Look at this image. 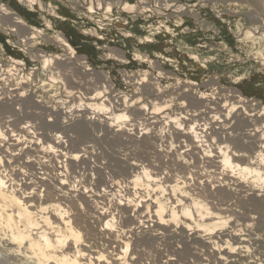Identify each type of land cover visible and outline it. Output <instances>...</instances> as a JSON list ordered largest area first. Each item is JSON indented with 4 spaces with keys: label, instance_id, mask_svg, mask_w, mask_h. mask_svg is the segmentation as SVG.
<instances>
[{
    "label": "rangeland",
    "instance_id": "rangeland-1",
    "mask_svg": "<svg viewBox=\"0 0 264 264\" xmlns=\"http://www.w3.org/2000/svg\"><path fill=\"white\" fill-rule=\"evenodd\" d=\"M0 7V95L9 99L7 90L16 87L32 102L25 110L0 107L3 133L1 123L7 117L37 128L52 124V112L60 113L56 127L44 134L56 132L54 139L72 151L78 145L72 130L85 126L91 153L78 172L90 190L103 195L102 200L90 199L89 211L103 207L114 216L112 230L117 231L124 220L120 203L129 191L131 197L154 202L160 221L169 226L157 239L134 230L128 253L138 241L139 264L161 263L182 244L202 264H264V202L255 198L264 195L263 2L0 0ZM14 19L20 23L14 25ZM177 131L192 133L189 137L199 148L195 156L200 160H187L190 171L178 165L186 149L179 151V146L188 142L178 141ZM148 133L156 134L155 144L145 139ZM217 147L232 165L249 170L239 173L219 160L214 177L205 157L213 156ZM235 155L243 157L235 163ZM52 158L39 159L50 176L61 166ZM131 163L138 167L131 169ZM98 173L112 190L98 186ZM194 173L206 181L200 183ZM222 173L242 182L252 195L245 197L231 184L218 191L224 185ZM7 199L21 212L32 208ZM256 199L262 202L258 208ZM63 203L59 206L81 234L80 249L96 224L83 220L89 211L82 202L77 210ZM143 212L153 220L151 210ZM134 215L130 210L129 216ZM0 235V264H34L22 255L25 244L11 245L6 226Z\"/></svg>",
    "mask_w": 264,
    "mask_h": 264
},
{
    "label": "bare ground",
    "instance_id": "bare-ground-1",
    "mask_svg": "<svg viewBox=\"0 0 264 264\" xmlns=\"http://www.w3.org/2000/svg\"><path fill=\"white\" fill-rule=\"evenodd\" d=\"M260 1L263 2L264 5V0ZM0 11L2 12L4 10H2L0 7ZM2 14L4 16L9 15V13L6 12ZM19 23L20 22L18 20L14 19V25ZM24 91L25 90H21L20 92V89L11 87L7 90L10 96L9 99L4 93L1 94L0 107L3 108V110H0L6 111L7 109L4 107H6L7 104L19 106L22 110L28 109L27 106L29 104L32 106V102L29 98L24 99L22 95ZM87 100L89 101L91 99L88 98ZM201 104L203 105V102H201ZM207 110L210 111L211 109L207 108ZM139 112H141L140 114L143 115L142 111L139 110ZM49 116L53 118V120L51 119L48 121L52 124H43L37 128L33 125H29L28 122H16L11 116L7 117L1 123V127L6 131H4V135L2 132L3 130H0V228L2 226L7 227L8 238L11 241V245L14 246L25 244L26 247L22 255L32 260L34 264H139L141 255L137 251L138 241L133 243V247L131 248L130 253H128L130 243L129 239L135 236L134 230L141 229L143 232H147L149 237L157 239L159 235H164V233L167 232L169 226L160 221L154 202H152L150 199L144 200V198L140 195L138 197H131V194L128 190L126 196L124 197L125 203H120V212L123 214L124 220L121 221L117 231L114 229L112 230V225L115 219L114 216L105 211L103 207H95L93 210L89 211L90 208L88 202L90 199L102 200L103 195L99 194L97 189H95V191H93L94 189L90 190L86 181L82 179V175L78 172L83 165L87 166V156H90L91 153V147L89 148L87 145L88 142L85 140L87 134L85 126H81V128L72 130V132H74L78 137V145L77 147L74 145L75 149L69 151L66 150L64 146H62L60 141L55 140L58 138L56 137L57 135L55 131V133L51 132L50 136L44 134L45 131L56 127L55 125L58 123L59 118L61 117L60 113L56 112H52L49 114ZM120 118L121 117H116V120ZM155 123L156 122H151L149 125L151 126ZM114 132L119 134L120 130L116 129ZM62 135L65 137L68 136L67 130ZM143 135H145V133H143ZM190 135H187L186 133H180V131H177L176 133L177 140L185 138L187 139L186 142H188L186 146H179V151L184 148L186 149L181 152L179 156L180 160L177 159L179 167L181 166L186 170L188 169L187 160H190L191 158L196 160L197 157L195 155L199 150L196 141L192 140V138L189 137ZM195 137L197 138L196 134ZM203 138H205L204 135ZM145 139L147 142H150V144H155L158 138L155 133H148ZM152 146L154 147V145ZM175 149L177 148L175 147ZM213 150V156L211 155L205 157V161L208 160L205 162V165L211 169L213 176L216 174V171H219V160L222 161L224 166L228 165L233 167L239 173H244L249 170L247 167L239 164L232 165L222 148L217 147ZM52 155L54 158H56L57 163L61 166L55 167L56 169L50 176L45 172V166L39 164V159H48V161H50L53 159ZM234 157V161L236 163L239 161L238 158H242L243 156L235 155ZM135 167L138 166L131 163L130 168L135 169ZM195 167L197 166L195 165ZM141 169L144 171L143 168ZM189 169L192 170V167ZM189 169L188 171H190ZM38 170H41L43 173L39 172ZM159 172L160 171H158V173ZM253 172L257 175V179L261 181L262 178L258 172ZM217 173L220 174L219 172ZM127 174L129 175V173ZM194 175L196 176V179L200 180V183L206 181L203 180L204 176H200L199 173H194ZM98 176L100 178L98 181V186L103 185L105 188L110 187L107 185V182L104 181L105 179L102 181L100 173H98ZM222 176V183H224V185H220L218 188L221 189L218 191L225 190L223 187L231 184L239 188L245 197L252 195L249 193L251 190L233 176L226 173H222ZM115 182L116 181L114 178L110 180L112 185H115ZM132 182H134L133 179L130 181V183ZM18 187L21 188L17 189ZM42 189L44 191H42ZM112 189L113 188H111V190ZM41 191L44 192V195L42 196L43 203L45 204L44 206L42 203H40L41 196L39 193ZM227 195L229 196V193H227ZM7 197L16 199L23 208H32H28L29 210H27L28 212L26 213L21 212V210H16L13 208L10 200H8ZM258 197H263L262 201L264 202V195L255 196V198ZM62 202L70 204L75 210H77L79 202H82L87 211H89V213L84 214L83 220L90 223L93 221V223L96 224V227L92 231L94 234H91L88 238H86V244L82 245L83 247L80 249L78 247V242L81 234L75 230L71 224L67 210L59 206V204H62ZM260 203H262L260 200H255L257 208ZM81 205L82 204L79 206L80 209H82ZM144 209L148 211L151 210V213L153 214V220H151L149 217H146V214L143 212ZM130 210L135 212V215L132 218L129 216ZM50 212L51 215L49 216ZM40 223H43L44 226H47L48 228H44L43 226L41 227ZM69 240H71L72 243H70ZM85 253H87V255H85ZM8 254L9 256H13L15 253ZM188 257H191L195 260L193 262L190 260L187 261ZM162 259L163 260H161V263L158 264H202L200 257L195 252L191 251L190 248L185 244H182V247L178 248V250H173L172 252L167 253Z\"/></svg>",
    "mask_w": 264,
    "mask_h": 264
}]
</instances>
